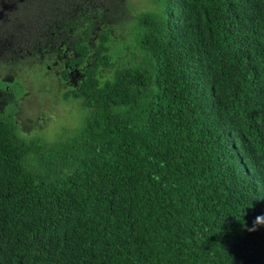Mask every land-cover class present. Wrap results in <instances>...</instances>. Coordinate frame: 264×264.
Wrapping results in <instances>:
<instances>
[{
    "label": "trees",
    "instance_id": "16d2710c",
    "mask_svg": "<svg viewBox=\"0 0 264 264\" xmlns=\"http://www.w3.org/2000/svg\"><path fill=\"white\" fill-rule=\"evenodd\" d=\"M104 9L68 36L80 126L0 111V264H264V0H155L116 43Z\"/></svg>",
    "mask_w": 264,
    "mask_h": 264
},
{
    "label": "flooded vegetation",
    "instance_id": "af4514ba",
    "mask_svg": "<svg viewBox=\"0 0 264 264\" xmlns=\"http://www.w3.org/2000/svg\"><path fill=\"white\" fill-rule=\"evenodd\" d=\"M46 1L0 0V78L6 75L11 77L17 75V78L13 77L10 80L0 79V111L6 110L10 101L17 100L16 118L22 115L20 106L31 91L30 82L33 73L29 71L30 67L34 66L45 73L49 72L52 78L56 77L55 79L58 77L54 72L60 68V76L64 81L68 82L71 75L77 74L74 79L78 80V84L80 83L83 69L92 58V54H89L78 63L72 60L76 55L68 44V36H75L76 25L72 23L80 22L82 19L79 18L80 15L81 17L84 15L85 22L80 31L84 32L88 39L97 36V32L91 29L89 24L91 20L97 19L96 7L105 6L104 12L108 14V18L105 15V19H108L106 26L113 20H121L127 16V14H121L118 18L113 16L112 0H106L102 5H98L99 0H55L51 10ZM48 21H53L55 26L48 28ZM68 31L72 35H68ZM34 49L39 54L38 57H32L31 52ZM28 55L30 56L26 59L25 56ZM64 71L67 76H64ZM70 87V91L76 89L73 86ZM16 92L19 93L18 96L15 95ZM64 95L62 94L63 97ZM65 100L75 101L73 98ZM38 118L39 123L46 119L42 114Z\"/></svg>",
    "mask_w": 264,
    "mask_h": 264
},
{
    "label": "rangeland",
    "instance_id": "374dc122",
    "mask_svg": "<svg viewBox=\"0 0 264 264\" xmlns=\"http://www.w3.org/2000/svg\"><path fill=\"white\" fill-rule=\"evenodd\" d=\"M121 3H126L130 8V13L123 17L121 20H113L106 26L109 29L110 35L113 37V43L121 38L125 39L129 32V24L136 14L143 10H151L154 6L155 0H120ZM106 0H99L98 5L105 4ZM128 24V25H127ZM98 34V32H97ZM96 34V35H97ZM128 43V41H127ZM120 48L123 45H119ZM116 64L115 62L113 65ZM113 65L110 68H101L98 73L101 79L110 77L112 75ZM51 71V70H49ZM60 71L56 70L54 74L58 77H51L49 72H44L39 69L36 74H31V91L28 97L23 99L20 106V113L18 115V122L21 125L22 132L25 137H34L39 135L40 137H51L52 139H59L62 137V133L74 126V124L80 126L79 120L77 121L78 103L70 100L66 101L62 94L70 91V86L77 88L78 80L74 77L77 75H71L69 81H64L60 76ZM17 78V75H13ZM13 77L6 75L0 79H12ZM53 82V84H52ZM54 92V96H53ZM64 92V93H63ZM42 114L46 117L45 121L40 122L39 116ZM77 121V122H76Z\"/></svg>",
    "mask_w": 264,
    "mask_h": 264
},
{
    "label": "clouds",
    "instance_id": "9594fccd",
    "mask_svg": "<svg viewBox=\"0 0 264 264\" xmlns=\"http://www.w3.org/2000/svg\"><path fill=\"white\" fill-rule=\"evenodd\" d=\"M257 226H264V215H259L255 218L253 228L251 230H255Z\"/></svg>",
    "mask_w": 264,
    "mask_h": 264
}]
</instances>
